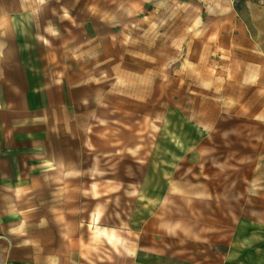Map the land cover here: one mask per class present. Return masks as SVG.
Returning a JSON list of instances; mask_svg holds the SVG:
<instances>
[{"label": "rangeland", "instance_id": "rangeland-1", "mask_svg": "<svg viewBox=\"0 0 264 264\" xmlns=\"http://www.w3.org/2000/svg\"><path fill=\"white\" fill-rule=\"evenodd\" d=\"M231 1L0 0V16L15 24L40 65L71 89L66 135L73 152H55L60 172L49 177L71 182L65 191L70 244L81 247L76 263L124 264L123 251L133 241L159 240L166 174L159 163L149 165L150 156L169 107L174 118L200 123L207 117V78L200 86L196 80L213 64L208 55L213 60L220 53L224 23L240 19L241 3L232 9ZM247 137L261 142L264 125L247 126ZM258 153L249 156V170ZM193 159L187 157L177 179L191 180ZM28 195L24 204L0 212V264L48 259L32 250V213L47 212V198L33 205ZM240 200L233 190L232 228ZM169 208L174 213L175 203ZM147 220L154 226L145 228ZM118 243L119 252L112 247Z\"/></svg>", "mask_w": 264, "mask_h": 264}, {"label": "crops", "instance_id": "crops-1", "mask_svg": "<svg viewBox=\"0 0 264 264\" xmlns=\"http://www.w3.org/2000/svg\"><path fill=\"white\" fill-rule=\"evenodd\" d=\"M240 3V19L224 23L220 53L213 60L208 55L213 64L196 80L200 86L207 78L205 120L174 118L173 107L167 109L149 161L166 174L159 240L133 241L123 251L124 264H264V139L250 143L247 137V126L264 125V7ZM20 34L0 16V212L24 204L29 192L33 205L47 198L48 211L32 213L33 253H47L44 264H81L73 260L75 252L82 255L81 247L70 244L73 218L65 190L71 182L49 177L60 172L55 152H73L66 135L73 96ZM256 152L249 170V156ZM189 155L191 180H179L174 174L186 169ZM233 190L241 197L236 228ZM174 203L175 212H169ZM152 221L144 227L154 226ZM112 247L120 251L119 243ZM32 264H39L36 257Z\"/></svg>", "mask_w": 264, "mask_h": 264}, {"label": "built area", "instance_id": "built-area-1", "mask_svg": "<svg viewBox=\"0 0 264 264\" xmlns=\"http://www.w3.org/2000/svg\"><path fill=\"white\" fill-rule=\"evenodd\" d=\"M256 2L261 5V6H264V0H256Z\"/></svg>", "mask_w": 264, "mask_h": 264}, {"label": "trees", "instance_id": "trees-1", "mask_svg": "<svg viewBox=\"0 0 264 264\" xmlns=\"http://www.w3.org/2000/svg\"><path fill=\"white\" fill-rule=\"evenodd\" d=\"M240 1H243V0H236L235 3L240 2Z\"/></svg>", "mask_w": 264, "mask_h": 264}, {"label": "clouds", "instance_id": "clouds-1", "mask_svg": "<svg viewBox=\"0 0 264 264\" xmlns=\"http://www.w3.org/2000/svg\"><path fill=\"white\" fill-rule=\"evenodd\" d=\"M41 2H43V0H41Z\"/></svg>", "mask_w": 264, "mask_h": 264}]
</instances>
